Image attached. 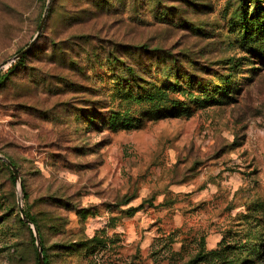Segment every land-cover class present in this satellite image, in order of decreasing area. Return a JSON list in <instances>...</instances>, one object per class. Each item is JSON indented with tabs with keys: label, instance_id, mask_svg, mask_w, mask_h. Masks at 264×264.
<instances>
[{
	"label": "rangeland",
	"instance_id": "374dc122",
	"mask_svg": "<svg viewBox=\"0 0 264 264\" xmlns=\"http://www.w3.org/2000/svg\"><path fill=\"white\" fill-rule=\"evenodd\" d=\"M160 4L171 23L155 0L110 13L57 0L25 66L0 87V154L21 178L0 162V264H36L19 204L39 221L51 264H264V20L252 0ZM45 9L0 0V74ZM116 45L166 49L200 84L144 54L156 90L138 98L102 56Z\"/></svg>",
	"mask_w": 264,
	"mask_h": 264
},
{
	"label": "trees",
	"instance_id": "16d2710c",
	"mask_svg": "<svg viewBox=\"0 0 264 264\" xmlns=\"http://www.w3.org/2000/svg\"><path fill=\"white\" fill-rule=\"evenodd\" d=\"M43 1H44V5L46 6L47 0H43ZM56 1L57 0L51 1L47 17H50V15L52 14ZM244 1L245 0H242V3H244ZM123 2H125V0H97V1L94 0L93 6H96L97 8L101 10L105 9L103 10L104 12L110 13L113 9H115L117 3L122 4ZM155 2H156V10L157 8H161V10L164 11L161 13L165 17V19H163L165 20V22L171 23V21L175 20L174 18L171 17V12L169 11L170 9L161 7L160 0H155ZM252 2H254L255 4L254 10H253L254 19L264 20V8L261 7V3L263 2V0H252ZM242 11H243L242 13L243 29L246 31V33H248L249 31L248 22L250 21L248 20V12L244 8L242 9ZM181 23L186 27L188 26L191 28L193 26V23L187 20L181 21ZM262 25L264 27V21ZM87 39L88 37L84 38V40H87ZM25 48L19 49L17 51V54L20 53ZM33 48L35 47L33 46L32 49L29 52H27L22 58H20L15 63H13L7 69L5 73L0 74V87L4 86L9 81L12 75H15L16 72L21 67L25 66V63L29 55L32 53ZM101 50H102V56L108 62V65L110 66L111 69L118 68V69L124 70V74L127 76V83L132 87L134 94L138 98L143 99L145 97H148L153 91L156 90L155 83L151 81V79L148 78L149 76L148 71H150L151 69L148 68L147 66H144L145 61L141 59L144 54H152L154 60L153 59H150V60L153 61L155 70H161L162 73L165 72L166 70H172L175 73V76H176L175 79L177 82L179 83L182 82V79L186 77L189 79L191 84H194V83L200 84V80H197L194 75H191L190 73L185 71L184 67L180 65V62H179L180 59H178L175 55H173L166 49H163L160 47H154L153 49H149L146 45H141V46H136V47L130 46V45H116L115 47H112V48H109V47L101 48ZM85 52H87L86 53L87 56L92 55L91 51L89 50ZM94 53H93L94 54L93 56H96V52ZM78 61H79V65L83 66L84 61L81 57H79ZM90 117L94 118V114L92 112L88 113L87 115V118H90ZM87 118L86 120H91ZM11 162L17 167L15 162L13 161ZM12 180L15 181L14 174H12ZM48 200L50 199L49 198L45 199L47 204L49 203ZM53 206L55 208H58L57 210L55 209V211L58 212L57 215H55V218H56L57 224H59V222L61 223V220H65L63 217H61L62 212L60 211V208H63L65 206V200L63 199V197L58 198L56 203H53ZM138 210H139L138 208H132L130 210V214L132 215ZM23 212L28 218V220L37 228L39 232L45 264H51L49 254H48V248L46 247V244L44 241V235L42 232V227L39 221H37L35 217L32 214H30L27 210L23 209ZM18 221L21 227L26 229L31 237V241L34 246V251L36 254V264H39L38 250L36 246V238L34 236L33 230L26 222H24V220L21 217V213H20V217L18 218ZM75 247H76V243H72V245H69V246L60 245L58 248H66V252H68V251H71Z\"/></svg>",
	"mask_w": 264,
	"mask_h": 264
},
{
	"label": "water",
	"instance_id": "95a60500",
	"mask_svg": "<svg viewBox=\"0 0 264 264\" xmlns=\"http://www.w3.org/2000/svg\"><path fill=\"white\" fill-rule=\"evenodd\" d=\"M51 1L52 0H48V2H47L45 13L43 15V18H42V21L40 23V27H39L37 34L35 35V37L32 39V41L29 43V45L25 49H23L20 53L15 55V57H14L15 62L17 60H19L20 58H22L27 52H29L32 49V47L35 45V43L37 42V39L39 38V35L41 34V32L44 28V24H45V21L47 19V14H48V10H49V6H50ZM0 160L6 162L10 166V168L12 169V171L14 173L15 181L20 182L21 178H20V175L18 172V168L7 157H5L1 154H0ZM20 186L22 188V185H20ZM19 210H20L22 219L24 220V222H26L31 227V229L33 230L34 236L36 238V246H37V250H38L39 264H45L39 232H38L37 228L28 220V218L24 214L23 207L21 204H19Z\"/></svg>",
	"mask_w": 264,
	"mask_h": 264
}]
</instances>
